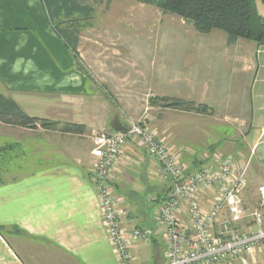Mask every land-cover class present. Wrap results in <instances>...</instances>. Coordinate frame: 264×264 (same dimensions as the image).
<instances>
[{
    "label": "crops",
    "instance_id": "obj_1",
    "mask_svg": "<svg viewBox=\"0 0 264 264\" xmlns=\"http://www.w3.org/2000/svg\"><path fill=\"white\" fill-rule=\"evenodd\" d=\"M191 29L169 50L139 41L138 34L91 26L78 34L77 59L41 0H0V94L30 117L84 126L81 135L41 129L28 136L41 158L55 163L12 166L14 176L0 183V228L7 234L0 231V264H116L91 181L93 135L115 120L145 123L187 173L213 164L217 155L231 158L246 179L240 225L251 228L264 185V44L239 39L228 45L222 31ZM154 98L192 101L211 114L179 112ZM28 131L0 124V148L26 149L21 136ZM111 182L124 224L149 236L133 245L134 263L162 264L166 244L152 199L165 198L170 182L136 141L126 145ZM212 201L205 196V210ZM260 214L264 230V208ZM222 264H264V247Z\"/></svg>",
    "mask_w": 264,
    "mask_h": 264
},
{
    "label": "built area",
    "instance_id": "obj_2",
    "mask_svg": "<svg viewBox=\"0 0 264 264\" xmlns=\"http://www.w3.org/2000/svg\"><path fill=\"white\" fill-rule=\"evenodd\" d=\"M128 126L126 135L110 130L95 133L91 150L95 158L91 181L116 264H135L133 245L149 239L140 228L124 224L126 214L112 187V169L129 141L138 142L157 162L160 178L170 182L165 198L152 199L166 244L162 264H222L250 256L264 247V230L260 228L264 185L257 189V206L250 214L251 228L244 231L240 221L244 218L246 179L243 172L234 170L231 158L217 155L213 164L187 173L154 130L145 123ZM205 196L213 198L208 210L202 204ZM222 211L224 216L217 222Z\"/></svg>",
    "mask_w": 264,
    "mask_h": 264
},
{
    "label": "trees",
    "instance_id": "obj_3",
    "mask_svg": "<svg viewBox=\"0 0 264 264\" xmlns=\"http://www.w3.org/2000/svg\"><path fill=\"white\" fill-rule=\"evenodd\" d=\"M50 25L57 31L72 52L76 54L77 37L80 30L91 27L94 14L93 6H99L109 0H41ZM264 6V0H259ZM145 6H158L165 13H170L191 23L199 34H208L219 30L227 35L228 45L239 39L264 44V17L258 14L256 0H140ZM80 69L82 67L79 66ZM161 101L163 107L179 112L200 115L211 114L205 105L192 101L170 98H154ZM0 124L11 127L31 128L37 125L44 130L60 131L65 134L81 135L84 126L60 123L28 116L10 98L0 94ZM3 230L0 228V231Z\"/></svg>",
    "mask_w": 264,
    "mask_h": 264
},
{
    "label": "rangeland",
    "instance_id": "obj_4",
    "mask_svg": "<svg viewBox=\"0 0 264 264\" xmlns=\"http://www.w3.org/2000/svg\"><path fill=\"white\" fill-rule=\"evenodd\" d=\"M256 5L259 8V12L264 13V6H262L259 0L256 1ZM94 14L91 17V26L104 25L119 31L120 33H129L133 35H139V41L147 42L153 48L155 45L160 44L167 49H176L173 44L177 41H181L183 37H186V28H192L188 21L181 19L180 17L162 12L158 6H145L140 0H109V5L105 4L99 6H93ZM193 30V28L191 29ZM167 42V45H166ZM162 43V44H161ZM161 47L158 48V50ZM41 127L38 125L32 129V131L23 132L21 138L28 140L25 146L19 148L17 144H14L11 148L9 146H2L0 148V183L9 180L12 176V166L19 170L28 168V170H34L37 166L53 164L55 160L53 158H41V153L37 151V143L35 139L32 141L28 138L29 135L34 136L37 132L42 134ZM44 130V129H42ZM46 134H54L56 131H48ZM51 145V144H50ZM9 155L6 158L5 156ZM39 156V158H38ZM38 158V159H37ZM47 161V162H46ZM6 166H9L8 174H6ZM27 166V167H26ZM2 234H5L6 230H2ZM11 237V236H8ZM12 239H10L11 241Z\"/></svg>",
    "mask_w": 264,
    "mask_h": 264
},
{
    "label": "water",
    "instance_id": "obj_5",
    "mask_svg": "<svg viewBox=\"0 0 264 264\" xmlns=\"http://www.w3.org/2000/svg\"><path fill=\"white\" fill-rule=\"evenodd\" d=\"M129 130V126L126 123H122L118 120H115L110 124V131L113 133H120L126 135Z\"/></svg>",
    "mask_w": 264,
    "mask_h": 264
}]
</instances>
